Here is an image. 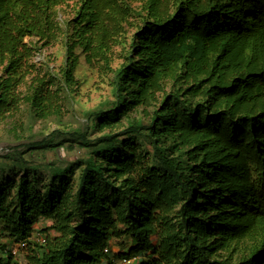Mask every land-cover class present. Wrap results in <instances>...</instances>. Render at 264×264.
Segmentation results:
<instances>
[{
    "label": "trees",
    "instance_id": "1",
    "mask_svg": "<svg viewBox=\"0 0 264 264\" xmlns=\"http://www.w3.org/2000/svg\"><path fill=\"white\" fill-rule=\"evenodd\" d=\"M61 36L66 89L76 50L111 75L110 106L88 114L108 132L28 144L89 151L48 178L13 158L0 235L33 248L16 262L0 245V264H113L120 238L118 257L137 264H264V0H0V123L22 106L40 120L59 112L55 78L31 60ZM41 219L43 245L30 241Z\"/></svg>",
    "mask_w": 264,
    "mask_h": 264
},
{
    "label": "rangeland",
    "instance_id": "2",
    "mask_svg": "<svg viewBox=\"0 0 264 264\" xmlns=\"http://www.w3.org/2000/svg\"><path fill=\"white\" fill-rule=\"evenodd\" d=\"M75 4L68 3L57 8V20L61 27L70 20L75 11ZM29 39L25 40L28 43ZM39 53V54H38ZM78 57V64L74 72L75 84L66 89L62 83L60 69L65 62L66 52L64 46V37L61 36L56 43L47 47L40 52H36L32 57V64L36 72L49 73L53 78L52 89L57 92L59 112L52 117L40 120L36 119L27 112L22 106L17 113L11 115L5 122L0 123V177L10 176L18 179L21 170L13 164V158L22 157L27 161L24 167L32 169L30 172L36 171L42 178L50 176V170L57 166L63 168L68 163L75 161H83L89 157L87 149H81L75 145L72 149L64 145L63 148L56 151L50 150H34L27 151L28 144L41 141L49 137L54 131L71 132L73 130L86 131L90 140L96 139L107 133L105 130L101 133L93 132L88 114L98 109H106L108 104L113 100L110 79L111 75H103L98 69L91 68L84 63L83 56L78 50L75 51ZM169 90V86L166 88ZM134 119H140L138 112L133 113ZM126 128V121L122 122V127L112 129V132H119ZM140 143V142H139ZM147 149L148 146H144ZM55 165V166H54ZM34 169V170H33ZM50 222L43 219L33 225V238L41 235L43 228H48ZM0 245H6L7 250L14 249V242L0 235ZM27 247V246H26ZM20 247L14 249L17 255H13L16 262H23L28 248H33L29 244L27 248ZM129 249L127 241L123 238L110 241V260L113 264H124L122 258L118 255L125 254ZM116 255V256H115ZM138 261L132 260L127 264H137ZM99 264H106L101 262Z\"/></svg>",
    "mask_w": 264,
    "mask_h": 264
},
{
    "label": "built area",
    "instance_id": "3",
    "mask_svg": "<svg viewBox=\"0 0 264 264\" xmlns=\"http://www.w3.org/2000/svg\"><path fill=\"white\" fill-rule=\"evenodd\" d=\"M30 241H34V242H36V243L39 244V245H43L44 242H45L44 237H43L42 235H39V236L36 237V238L31 237ZM20 247L25 248V247H26V243H21V244L16 245L14 249H19ZM14 249L11 250V253H12V255H17L16 252L13 251ZM104 252L106 253L107 250H105ZM122 262H123L124 264L130 263V261H127V260H125V259H123Z\"/></svg>",
    "mask_w": 264,
    "mask_h": 264
}]
</instances>
